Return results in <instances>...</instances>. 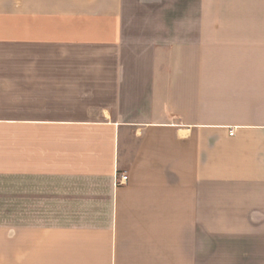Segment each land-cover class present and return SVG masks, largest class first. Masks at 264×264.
<instances>
[{"label": "crops", "instance_id": "0c3cea01", "mask_svg": "<svg viewBox=\"0 0 264 264\" xmlns=\"http://www.w3.org/2000/svg\"><path fill=\"white\" fill-rule=\"evenodd\" d=\"M0 264H264V0H0Z\"/></svg>", "mask_w": 264, "mask_h": 264}, {"label": "built area", "instance_id": "2783aa9c", "mask_svg": "<svg viewBox=\"0 0 264 264\" xmlns=\"http://www.w3.org/2000/svg\"><path fill=\"white\" fill-rule=\"evenodd\" d=\"M127 180H128L127 174H121L117 177L118 183H124V182H127Z\"/></svg>", "mask_w": 264, "mask_h": 264}]
</instances>
